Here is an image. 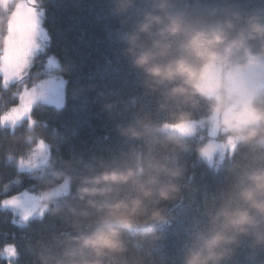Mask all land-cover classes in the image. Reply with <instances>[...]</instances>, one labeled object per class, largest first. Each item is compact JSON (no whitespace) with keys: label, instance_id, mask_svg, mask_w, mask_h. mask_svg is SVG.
Listing matches in <instances>:
<instances>
[{"label":"trees","instance_id":"trees-1","mask_svg":"<svg viewBox=\"0 0 264 264\" xmlns=\"http://www.w3.org/2000/svg\"><path fill=\"white\" fill-rule=\"evenodd\" d=\"M159 0H41L44 24L49 33L46 47L33 57L25 79L4 85L0 73V264H9L1 248L16 245L12 264H57L63 252L71 246L68 238L91 231L71 226L74 220L69 208L77 213L84 205L73 198L82 178L105 169H127L140 166L142 157H151L169 168L180 166L182 178L173 180L164 173L160 179L177 183L181 198L162 202L168 220L156 225L158 239L142 237L140 230H125L123 238L128 252L124 259L139 264H183L185 253L193 247L199 233L210 227L215 210L228 202L238 188L247 185L248 174L264 169V145L254 140L237 144L220 166H213L197 156L198 146L205 144L206 128L184 135L185 149L165 147L159 134L143 139L123 135L121 129L140 127L141 122L158 124L174 112L188 110L192 118L210 113V101H201L196 108L171 104L161 110L160 92L147 94L144 74L134 68L126 54L127 37L143 20L145 13L157 12ZM170 10L183 12L194 23L233 20L242 27L245 18L254 16L264 22V0H169ZM3 38L8 27V12L0 5ZM238 15V19L236 18ZM142 40L148 43V37ZM260 40L250 41L253 52H259ZM50 54L60 60L59 71L67 78L66 100L59 107L37 102L32 109L33 123L24 119L15 127L1 123V113L20 101L24 84L43 77L44 63ZM238 62L246 59L237 54ZM264 109V89L254 99ZM254 127L259 128L256 124ZM264 135V134H262ZM43 138L49 142L50 163L45 171L21 170L16 158L30 153L32 146ZM70 175L68 193L50 199V206L40 217L20 224L12 209L2 200L24 189L40 191L60 183ZM145 173L141 179H145ZM116 199L137 195L133 184L117 189ZM150 211L151 201L145 202ZM53 209L57 211L53 212ZM234 254L223 264H264V244H256L254 236L239 237L232 245ZM105 264L118 260L105 259Z\"/></svg>","mask_w":264,"mask_h":264},{"label":"clouds","instance_id":"clouds-1","mask_svg":"<svg viewBox=\"0 0 264 264\" xmlns=\"http://www.w3.org/2000/svg\"><path fill=\"white\" fill-rule=\"evenodd\" d=\"M157 8V12L145 13L127 37L126 54L132 66L143 72L147 94L160 92L161 110L171 104L196 108L202 100L210 101L209 111L221 115L224 143L231 140L247 144L259 137L258 143L264 145V109L229 107L227 84L220 78L222 72L227 75L226 69L235 63L237 54L242 53L247 64L264 59V22L249 16L242 27L233 20L194 23L183 12L171 11L169 0H159ZM143 36L148 37L147 44ZM253 40L262 42L259 52H253ZM256 124L260 127H254ZM191 132L192 113L188 110L174 112L158 124L141 122L139 128L121 129L123 135L137 140L159 134L163 139L156 143L179 150L185 149L184 135ZM217 147L212 143L200 145L197 156L207 159ZM140 160V166L135 168L105 169L82 178L73 198L85 207L79 213L69 208L73 215L81 217L71 226L88 227L91 231L69 237L71 246L65 248L64 259L57 264H105L106 258L129 264L123 258L128 252L125 230H140L142 237L159 238L156 225L168 220L166 209L159 205L179 200L182 193L179 184L162 181L160 173L176 180L183 177L184 170L180 166L169 168L151 157ZM145 173L148 175L141 179ZM130 183L137 195L116 199L113 194L117 189ZM146 201L153 204L150 211ZM241 236H254L256 244H264V169L248 174L247 185L238 188L228 202L215 210L210 227L198 234L193 247L185 253L183 264H223L234 254L232 245H238Z\"/></svg>","mask_w":264,"mask_h":264},{"label":"rangeland","instance_id":"rangeland-1","mask_svg":"<svg viewBox=\"0 0 264 264\" xmlns=\"http://www.w3.org/2000/svg\"><path fill=\"white\" fill-rule=\"evenodd\" d=\"M4 11L8 12V27L3 38L0 53V73L4 85L15 80H24L29 74L33 57L48 44L49 33L44 24V9L41 0H0ZM2 30V16L0 15V33ZM247 65L241 67L240 65ZM60 60L56 54H50L44 63L43 77L25 86L20 92V101L1 113V123L4 126L15 127L24 119L33 123L32 109L37 102L50 103L61 107L66 100L67 78L59 71ZM220 78L227 84L226 94L228 106L236 109L257 108L254 104L255 96L264 89V59L247 64V61L231 64ZM221 115L209 113L192 118V132L206 128V143L216 144L217 151L206 160L213 166H220L227 155L234 152L236 142L229 140L224 143L225 135L220 131ZM21 170L45 171L50 163L49 142L39 138L30 153L16 158ZM70 175L55 186L33 191L24 189L7 196L2 205L13 210L16 221L27 223L34 217L42 216L50 206V199L61 196L70 190ZM12 197V199H8ZM6 245H15L13 242ZM1 248L2 255L9 258L12 264L17 249Z\"/></svg>","mask_w":264,"mask_h":264},{"label":"snow or ice","instance_id":"snow-or-ice-1","mask_svg":"<svg viewBox=\"0 0 264 264\" xmlns=\"http://www.w3.org/2000/svg\"><path fill=\"white\" fill-rule=\"evenodd\" d=\"M8 199L10 200V199H12V197H9ZM5 248H6V250H7L8 248H11V249L14 250V249H15V245H6Z\"/></svg>","mask_w":264,"mask_h":264}]
</instances>
